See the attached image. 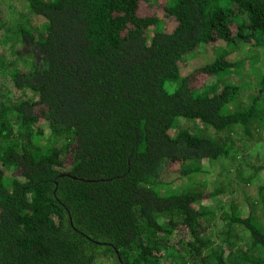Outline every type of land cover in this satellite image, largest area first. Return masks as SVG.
<instances>
[{"label":"trees","instance_id":"obj_1","mask_svg":"<svg viewBox=\"0 0 264 264\" xmlns=\"http://www.w3.org/2000/svg\"><path fill=\"white\" fill-rule=\"evenodd\" d=\"M263 131L264 0H0V264H264Z\"/></svg>","mask_w":264,"mask_h":264},{"label":"rangeland","instance_id":"obj_2","mask_svg":"<svg viewBox=\"0 0 264 264\" xmlns=\"http://www.w3.org/2000/svg\"><path fill=\"white\" fill-rule=\"evenodd\" d=\"M240 46L242 49L241 52H239L240 54H246L250 52L249 46H246L245 44H241ZM209 52L211 53L212 49H210ZM252 52L254 53V56L256 55L257 57H259L261 54V52L257 50H252ZM198 59L203 60L202 58ZM184 126L192 130L195 129L194 125L189 122H185ZM240 133L241 132L239 131V134ZM258 138L259 141H257V143H254V145L244 151H240L241 154L244 152L245 156L247 155L248 157L244 158L242 155L238 156V158L234 161V164L221 160L209 162L202 167L203 173L199 177H185L184 182H180L181 185L187 183V185L192 184L195 187L199 182L200 187L202 188L201 190L206 189V187L215 189L219 186L225 193L230 195L231 200L235 204L236 210H238L241 216L251 214L252 217L257 218L261 213L259 211L260 207L258 200L260 198L259 189L262 187V185H264V177L262 174H260L257 175L251 183H245L246 178L249 176V171L245 163L248 164V168L251 165L255 166L264 163V131L262 134L261 132L258 134ZM243 142L244 140L241 138H236L235 145L240 147ZM250 153L251 156H249ZM240 166H243L242 169L237 170ZM177 179L179 178H176L174 173L164 174V180L167 182H176ZM210 203L211 202H209V204ZM220 204L221 205H218V207H216L215 204L208 206L211 209L216 210L218 213L220 210H229L230 203L227 202V200H223V202ZM213 226L216 228L215 225Z\"/></svg>","mask_w":264,"mask_h":264},{"label":"flooded vegetation","instance_id":"obj_3","mask_svg":"<svg viewBox=\"0 0 264 264\" xmlns=\"http://www.w3.org/2000/svg\"><path fill=\"white\" fill-rule=\"evenodd\" d=\"M109 260V259H108Z\"/></svg>","mask_w":264,"mask_h":264}]
</instances>
